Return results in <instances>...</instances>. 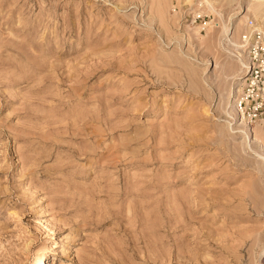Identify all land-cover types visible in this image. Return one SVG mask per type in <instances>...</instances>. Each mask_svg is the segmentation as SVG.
<instances>
[{
  "label": "rangeland",
  "instance_id": "1",
  "mask_svg": "<svg viewBox=\"0 0 264 264\" xmlns=\"http://www.w3.org/2000/svg\"><path fill=\"white\" fill-rule=\"evenodd\" d=\"M151 2L0 0V264L264 260V126L226 122L223 39L264 21Z\"/></svg>",
  "mask_w": 264,
  "mask_h": 264
},
{
  "label": "built area",
  "instance_id": "2",
  "mask_svg": "<svg viewBox=\"0 0 264 264\" xmlns=\"http://www.w3.org/2000/svg\"><path fill=\"white\" fill-rule=\"evenodd\" d=\"M239 43L245 68L235 92L236 108L245 125L264 126V31L252 19H246Z\"/></svg>",
  "mask_w": 264,
  "mask_h": 264
},
{
  "label": "bare ground",
  "instance_id": "3",
  "mask_svg": "<svg viewBox=\"0 0 264 264\" xmlns=\"http://www.w3.org/2000/svg\"><path fill=\"white\" fill-rule=\"evenodd\" d=\"M152 2H154V4L157 6L158 18H159L160 22L162 23V21L165 20L164 18L166 16L167 9L171 7V0H152ZM152 2H151V4L154 5ZM220 3H223L224 6H226V7H231L232 5H236L237 4V0H202V2H201V4H203L205 6V9H207L208 11H210L213 15H216L217 14L216 13L217 10L214 9V6L215 5H218L219 6ZM243 12H244V14L240 17V15ZM248 13L249 14H252L253 18H255V19L256 18H261L262 21H264V0H247V2L245 4V7L244 8H241L240 13L237 16L238 20L239 19L240 20L241 19H245ZM246 19H248V17ZM242 30H243V28H242ZM241 31L239 32L238 43H237L236 41L234 42V41L231 40V37H230V36H232L231 29H229L227 26L226 27L223 26V35H224V38L223 39H224V43L226 45H228V46H231L234 49H240L242 51L241 45L239 43ZM236 59H237V62H238V65H239L240 69L242 68V76H237L238 75L237 74L236 75L237 77L234 80H236L237 82L238 81L241 82V80L243 78V75H244V68H245V56L243 55V51H242V59L240 58L239 55L237 56ZM239 85H240V83H239ZM234 93H235V91L232 89L231 92H230V94L228 95L230 97V99L227 102L228 103V109H229V111L226 110L227 111V118H228V120L226 122L230 126L231 125H235V127H237V128L238 127H241V125H243L245 127H249V126L245 125L240 120V116H239V113H238L237 108H236V102H235V100H234V102H232V99L234 98V96H233ZM257 126L258 125L253 126V127H256L257 128ZM250 128H252V127H249L247 133L245 132L246 130L244 132H242L243 135H244V143H245V145L248 148L251 147L250 142L251 141L252 142H255L256 139H257L256 138V130H251ZM239 131H241V130H239ZM263 137L264 136H262V138ZM258 155L264 160V157L262 155H260V154H258ZM260 207H262V210H263V207H264L263 204ZM260 253H261V255L263 254V259H264V246L262 247ZM45 257H46L45 254H41L39 256V258L37 259V261H36L35 264H44ZM257 264H264V260L261 261L260 263H257Z\"/></svg>",
  "mask_w": 264,
  "mask_h": 264
}]
</instances>
